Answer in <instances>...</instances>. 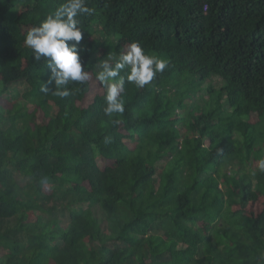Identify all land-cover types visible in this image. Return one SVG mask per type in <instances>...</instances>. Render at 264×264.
Returning <instances> with one entry per match:
<instances>
[{
	"label": "trees",
	"instance_id": "1",
	"mask_svg": "<svg viewBox=\"0 0 264 264\" xmlns=\"http://www.w3.org/2000/svg\"><path fill=\"white\" fill-rule=\"evenodd\" d=\"M64 2L0 0V101L29 88L12 109L0 103V264H264V205L247 211L264 200L251 160L264 147V0H87L96 11L79 19L94 40L80 56L94 82L122 42L169 61L143 88L126 82L112 118L106 90L79 105L91 78L65 98L40 91L50 70L25 36ZM184 75L222 80L235 113L261 122L211 112L181 136L170 94Z\"/></svg>",
	"mask_w": 264,
	"mask_h": 264
},
{
	"label": "clouds",
	"instance_id": "2",
	"mask_svg": "<svg viewBox=\"0 0 264 264\" xmlns=\"http://www.w3.org/2000/svg\"><path fill=\"white\" fill-rule=\"evenodd\" d=\"M95 11V8L88 7L87 0H65L38 26L28 30L25 45L32 50L34 61L43 60L50 70L48 81L40 88L42 93L51 91L53 95L65 98L73 94L70 84L83 85L90 79L80 56L84 25L79 17L91 16ZM168 65L167 59L149 53L139 41L130 42L118 55L109 52L107 58L100 61V71L96 73V79L106 89L104 114L112 118L114 114L125 112L121 92L126 82L143 88ZM49 84L53 85L52 89ZM110 142L111 138L105 137V143ZM259 170L264 172V159L259 162Z\"/></svg>",
	"mask_w": 264,
	"mask_h": 264
},
{
	"label": "rangeland",
	"instance_id": "3",
	"mask_svg": "<svg viewBox=\"0 0 264 264\" xmlns=\"http://www.w3.org/2000/svg\"><path fill=\"white\" fill-rule=\"evenodd\" d=\"M93 31L96 32L95 27L92 28ZM83 40L92 41L91 35L85 34L83 36ZM127 42H122L121 46L125 50L127 47ZM91 91L84 97V99L79 102L80 106H88L97 94H102L104 90H106L101 85L97 84L92 80ZM211 82L208 80L204 83H198L195 76L191 75H184L181 77L180 82L178 83L177 88H179V92L177 94L171 93L170 99L174 102H181L182 106L181 109L176 110V114L172 117L173 119H178L177 121V128L179 130V134L185 138H190L193 140L195 138V132L198 128H201L202 125L199 123H205L206 118L209 114L214 115L215 120L220 124L224 122L226 119H230L232 117H237L241 120L248 119L249 122L252 124H258L261 122V115L257 113H250V114H236L234 108L229 104L227 100V96L222 93V88L224 86V82L221 80L219 84ZM191 90L190 94H182L185 90ZM29 88L26 84H21L15 88H12L9 95L11 100L3 97L0 101L1 105L4 106L5 109H12V103L16 100H20L24 98V95L27 94ZM169 92V90H167ZM212 102L210 108L206 110V103ZM176 105V104H175ZM29 110L33 111V106L29 105ZM196 119H198L196 121ZM214 120L210 121L207 125L208 130H211V126L215 125ZM170 125V124H168ZM264 124L262 127L256 128V132L261 134L264 129ZM208 144V142H207ZM259 144H255V148L252 151L251 160L254 163L259 164L261 159H264V147H258ZM243 151L244 148H243ZM245 160L244 157H242ZM47 193H51V189H46ZM264 200L261 199V203L258 205H249L247 211L249 213L256 214L259 210L263 209ZM36 215L30 214L29 215V222L35 223L36 222ZM64 220V218H62ZM209 233L210 231L206 229ZM110 230H107V236L110 235ZM7 253H2V257H4Z\"/></svg>",
	"mask_w": 264,
	"mask_h": 264
}]
</instances>
